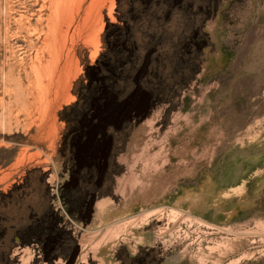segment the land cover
Listing matches in <instances>:
<instances>
[{
	"label": "rangeland",
	"instance_id": "374dc122",
	"mask_svg": "<svg viewBox=\"0 0 264 264\" xmlns=\"http://www.w3.org/2000/svg\"><path fill=\"white\" fill-rule=\"evenodd\" d=\"M54 1L0 0V264H264V0Z\"/></svg>",
	"mask_w": 264,
	"mask_h": 264
},
{
	"label": "bare ground",
	"instance_id": "6f19581e",
	"mask_svg": "<svg viewBox=\"0 0 264 264\" xmlns=\"http://www.w3.org/2000/svg\"><path fill=\"white\" fill-rule=\"evenodd\" d=\"M53 3V5H54V7H55V13H57V15L59 14V12L58 11H60V9L61 8H64V7H67V4H68V0H55L54 2H52ZM112 9V8H111ZM59 16V15H58ZM93 41H94V43H95V51L97 52V44H98V42H99V34L96 32L95 33V36L93 37ZM61 46H62V44H61ZM63 46H64V44H63ZM64 48V47H63ZM63 48L61 47V48H59V49H61L62 51H63ZM95 52V53H96ZM60 54H61V52H59ZM55 54L57 55L58 53H57V51H55ZM59 56H61V55H58V58H59ZM57 58V57H56ZM58 58L57 59H55V60H58ZM35 64V63H34ZM57 64V63H56ZM55 64V65H56ZM52 65H54V64H52ZM50 63H49V65L48 66H45V68L43 69V70H41V67H42V65L41 66H38V64H36V65H33V69L34 70H36L37 72H39V71H46L45 69L48 67V70H53L52 69V66ZM57 66V65H56ZM54 68H55V66H54ZM66 71V70H65ZM46 72H48V71H46ZM49 73V72H48ZM50 73H53V72H50ZM49 73V74H50ZM69 74V73H68ZM38 76H40V77H38V79L39 78H42L41 77V75H38ZM46 76H47V74H46ZM51 78V77H50ZM54 79V78H53ZM69 79V78H68ZM42 80V79H41ZM41 80H40V82H41ZM55 80V79H54ZM48 81H49V79H48ZM50 81H52V79L50 80ZM49 81V83H51ZM39 82V84H43V82L42 83H40ZM67 82V81H66ZM68 83V82H67ZM52 84V83H51ZM58 85V84H57ZM69 85V84H68ZM44 86H46V85H44ZM49 86V85H48ZM8 110H10V109H8ZM10 112V111H9Z\"/></svg>",
	"mask_w": 264,
	"mask_h": 264
}]
</instances>
